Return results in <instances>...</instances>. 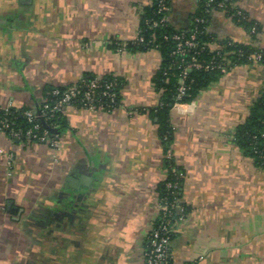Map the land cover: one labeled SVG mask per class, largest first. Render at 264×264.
I'll use <instances>...</instances> for the list:
<instances>
[{
  "label": "crops",
  "instance_id": "obj_1",
  "mask_svg": "<svg viewBox=\"0 0 264 264\" xmlns=\"http://www.w3.org/2000/svg\"><path fill=\"white\" fill-rule=\"evenodd\" d=\"M153 2L0 0V108L39 111L48 87L89 76L120 89L110 110L67 107L58 149L0 131V264H146L173 169L184 218L172 264H264V169L235 137L264 90V64L236 65L172 107L166 145L154 81L162 54L126 45ZM238 5L262 31L213 9L209 34L264 47V0ZM197 10L169 0V21L188 29Z\"/></svg>",
  "mask_w": 264,
  "mask_h": 264
},
{
  "label": "built area",
  "instance_id": "obj_2",
  "mask_svg": "<svg viewBox=\"0 0 264 264\" xmlns=\"http://www.w3.org/2000/svg\"><path fill=\"white\" fill-rule=\"evenodd\" d=\"M168 1L158 0V13L162 17L158 20H147V28L155 30L169 22ZM196 1L199 8V2L202 0ZM204 3L206 7L214 5L215 9L224 11L231 19L237 17L238 22L251 21L246 10L238 5L239 0H205ZM230 10L233 12L228 14ZM206 22L207 20L203 16H196L193 28L188 29V31L175 32L171 36L164 37L165 40H173L170 55L177 60L174 66L180 70L177 96L172 106L173 108H178L182 103H185L182 101V98L189 88L186 84V78L188 73L194 69H203L205 71L218 69L222 74H225L229 69L234 67L229 57L231 54H238L240 58H246V62L242 64H264V47L259 45L257 41L250 43L254 51L248 53L243 49H239L238 51L228 50L227 44L235 45L236 41L234 40L228 41V43H220L212 39V43H216V48L211 50L215 51L216 56L209 61L202 59V53L211 46V42H202L198 38L201 34L209 33L208 22ZM261 31L257 23L253 24L250 28L251 35H258ZM133 42L151 46V49L161 50L155 33H151L149 40L145 39L144 28L142 26H140L138 36ZM119 90V82L116 78L83 77L69 87L63 88V90L60 87L54 88L52 95L55 98L50 102L44 100L39 111L32 109L25 110L23 116L28 122L25 132L20 128H15V123L8 119L12 106L0 108L2 111V114H0V131L7 132L15 139L24 137L26 140L44 143L53 149H58L60 146V134L55 133L49 126L48 122L50 120L55 118L57 114H64L69 106H77L90 110H110L119 103ZM262 136L264 138V133ZM261 145L262 149L258 155L260 161L264 163V141ZM173 174L177 178L167 181L166 187L170 194L175 195L179 189L180 183L178 178L181 174L176 169H173ZM159 211L161 220L157 225L155 223L147 240L148 243L145 250L146 264H168V258H170L169 248L176 222L184 218L183 208L176 197L170 200L169 196H162L160 198Z\"/></svg>",
  "mask_w": 264,
  "mask_h": 264
},
{
  "label": "trees",
  "instance_id": "obj_3",
  "mask_svg": "<svg viewBox=\"0 0 264 264\" xmlns=\"http://www.w3.org/2000/svg\"><path fill=\"white\" fill-rule=\"evenodd\" d=\"M205 0H202L199 2V8L196 11L194 18L196 16H203L207 22L210 18L211 11L214 8V5H211L210 7L205 6ZM169 5V1H168ZM233 11L230 10L228 14L232 13ZM162 17L161 14L158 13V0H154L151 7L147 8L143 14L141 19V25L144 28V36L145 39L149 40L151 33H155L157 43L160 44L161 47V54H162V63L161 66L154 78L155 84L157 89L161 93V105L157 110V115L159 117V125H160V135L163 140V142L166 145H169L172 141V128L170 123V110L176 101L177 96V86H178V78L180 76V70L177 69L175 65V61H177L173 56L170 55L171 48L173 46V40H165V36H171L175 32H182V31H188V29H191L194 27V18L193 21L188 29L182 30V29H176L173 27L169 22L166 24H163L159 28L155 30H151L147 28V20L153 21L158 20ZM238 24L245 25L247 28H251V26L255 23L258 24L259 29H261V26L256 21H243L238 22L237 17L233 18ZM206 22V23H207ZM200 41H208L211 42L210 48L206 49L202 55L201 58L205 59L206 61H209L211 58L216 56L215 51H212L211 49L216 48V45H212V39L213 37L208 33L201 34L199 37ZM228 41H231V39H226L222 41V43H228ZM221 43V42H220ZM129 48L132 49H147L151 46H147L145 44H136L132 41H130L127 45ZM228 50H236L243 49L248 53H252L254 51V48L250 46V44H243L240 42H236L235 45H228ZM232 65H239L246 62V58H240L238 54H231L230 56ZM222 75V72L218 69H212L209 71H205L203 69H194L188 73V76L186 78V84L188 85V90L185 94V96L182 98V101L189 102L193 100L196 95L199 93L200 90L206 88L211 83L216 81L220 76ZM91 77V76H90ZM111 79V77H108ZM56 87H48L45 92V100L51 101L55 97L52 95L53 90ZM63 90V88H61ZM27 109H18V108H11L10 113L8 115V119L15 123V128H20L23 132L26 131L28 127V122L26 118L23 116V112ZM0 114H2V111L0 109ZM49 126L53 129L55 133H62L63 130L67 127L66 119L63 116V114H57L55 118L50 120L48 122ZM264 133V90L259 97V99L250 107L249 114L246 118V120L239 124L236 129L235 137L236 142L238 145L243 149V151L246 154H249L253 156L257 164L264 169V163L260 161L259 158V152L262 149V142L264 141L263 138ZM26 139V138H21ZM167 166L172 168L174 167V161L173 160H167ZM177 177L171 173L169 179L175 180ZM178 181L180 183L179 189L175 195H172L169 193L166 187V183L162 190V196H169V199L172 200L175 197L179 198V192L180 187L182 185V178L181 176L178 178ZM161 220V217L159 216L156 225ZM174 237V233L172 234V238ZM148 243V241H147ZM168 264H172L171 257L168 258Z\"/></svg>",
  "mask_w": 264,
  "mask_h": 264
},
{
  "label": "rangeland",
  "instance_id": "obj_4",
  "mask_svg": "<svg viewBox=\"0 0 264 264\" xmlns=\"http://www.w3.org/2000/svg\"><path fill=\"white\" fill-rule=\"evenodd\" d=\"M162 63V62H161ZM160 66H161V64H160Z\"/></svg>",
  "mask_w": 264,
  "mask_h": 264
},
{
  "label": "water",
  "instance_id": "obj_5",
  "mask_svg": "<svg viewBox=\"0 0 264 264\" xmlns=\"http://www.w3.org/2000/svg\"><path fill=\"white\" fill-rule=\"evenodd\" d=\"M46 126V125H45Z\"/></svg>",
  "mask_w": 264,
  "mask_h": 264
}]
</instances>
